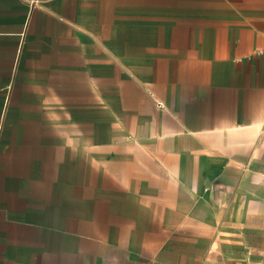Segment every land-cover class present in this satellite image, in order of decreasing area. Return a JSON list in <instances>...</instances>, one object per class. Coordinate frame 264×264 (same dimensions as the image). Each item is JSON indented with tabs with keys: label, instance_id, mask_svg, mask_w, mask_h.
Listing matches in <instances>:
<instances>
[{
	"label": "crops",
	"instance_id": "1",
	"mask_svg": "<svg viewBox=\"0 0 264 264\" xmlns=\"http://www.w3.org/2000/svg\"><path fill=\"white\" fill-rule=\"evenodd\" d=\"M0 264H264V0H0Z\"/></svg>",
	"mask_w": 264,
	"mask_h": 264
},
{
	"label": "built area",
	"instance_id": "2",
	"mask_svg": "<svg viewBox=\"0 0 264 264\" xmlns=\"http://www.w3.org/2000/svg\"><path fill=\"white\" fill-rule=\"evenodd\" d=\"M159 106H164L163 102H159Z\"/></svg>",
	"mask_w": 264,
	"mask_h": 264
}]
</instances>
